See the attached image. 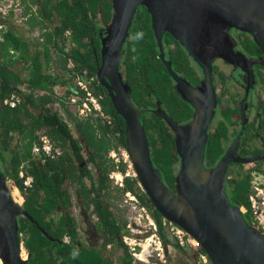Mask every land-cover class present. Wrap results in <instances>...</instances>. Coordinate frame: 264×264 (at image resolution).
<instances>
[{"label": "trees", "instance_id": "1", "mask_svg": "<svg viewBox=\"0 0 264 264\" xmlns=\"http://www.w3.org/2000/svg\"><path fill=\"white\" fill-rule=\"evenodd\" d=\"M22 2L23 7L29 9L25 22L44 27L40 33L42 41H37L42 46L39 49L36 44L31 50L29 41L14 31V22L1 19L4 25L0 29V166L6 181L10 180L23 197L20 207L31 216L21 214L17 217L19 239L28 255L26 264H108L103 252L108 242L122 246L126 254L124 264H131L133 255L122 240V234L127 231L128 214L124 215V211L128 207L118 203L123 201L124 191L135 192L147 205L162 239L164 227L162 216L137 184V178L125 176L123 185L119 186L109 176L111 169L125 168L121 159L115 162L109 155L110 149L125 147V121L96 77L100 61L99 32L112 17L111 0ZM8 16L14 14L10 11ZM157 51L149 13L139 5L121 56L124 79L138 106L155 104L150 97L153 93L170 104L168 73ZM18 61L23 67H14ZM76 79L85 81L99 96L103 115L94 109L79 114L69 103L72 92L84 93ZM56 84L64 88L60 94L54 89ZM11 93L17 95L13 106L4 103ZM141 121L152 161L163 181L173 187L178 164L173 131L162 117L152 112L142 113ZM226 132L227 127L221 121L209 133L205 146L207 164L214 163L222 153L224 147L219 135ZM42 133L60 148L52 158L33 151ZM91 165L97 169L96 177ZM20 169L23 176H19ZM255 171L264 173V165H257ZM25 175L31 176L30 185L23 183ZM228 183V199L238 207L245 206L242 214L252 223L248 200L251 171L243 174L238 170ZM72 191L80 198L96 232L101 235L99 246L80 243L76 215L71 209ZM54 211L61 215L58 220L52 214ZM65 234L69 236L67 241L63 240Z\"/></svg>", "mask_w": 264, "mask_h": 264}, {"label": "water", "instance_id": "2", "mask_svg": "<svg viewBox=\"0 0 264 264\" xmlns=\"http://www.w3.org/2000/svg\"><path fill=\"white\" fill-rule=\"evenodd\" d=\"M111 4L112 17L99 32L100 61L96 77L125 121V148L142 190L163 218L181 226L198 242L211 264H264V233L245 219L225 192L229 164L264 158V150L240 156L237 152L239 130L213 166L207 167L204 161L208 127L216 105L210 77L211 55L230 60L228 56L237 49L231 40L230 29L236 28L249 33L261 51L257 60L249 65L250 69L254 62L264 66V0H111ZM139 5L149 13L160 58L175 80L180 96L193 110L188 122L179 123L160 103L152 109L173 131L178 155L173 188L163 181L152 161L141 121L144 109L132 102L130 85L120 71L123 44ZM165 30L203 68L204 79L200 85H192L174 71L163 45ZM193 44L198 51L209 48V59L202 60ZM245 115V108H242L241 129ZM19 204L13 198L0 166L1 264L27 262L28 255L22 256L17 217L21 214L31 216Z\"/></svg>", "mask_w": 264, "mask_h": 264}, {"label": "flooded vegetation", "instance_id": "3", "mask_svg": "<svg viewBox=\"0 0 264 264\" xmlns=\"http://www.w3.org/2000/svg\"><path fill=\"white\" fill-rule=\"evenodd\" d=\"M230 35L231 40L237 48L235 49L236 51L233 50L235 54L232 53V55L228 56L230 60H227L221 55H211L210 77L216 95V105L208 127V136L209 133L216 129L219 122L222 121L223 124L226 125V134L219 135L221 145L224 147L222 153L219 155L220 157L231 144L237 132L241 130L237 152L240 156H250L264 150V66L254 62L252 64V69H250L249 65L252 61L257 60L261 55V51L249 33L232 28L230 29ZM155 42H157L156 38ZM163 45L165 46L174 71L192 85H200L204 79L203 68L198 65L188 51L167 30L163 33ZM192 47L198 52L202 60L206 61L209 59L211 54L209 48L205 49L204 47V51H198L195 44H193ZM157 57L161 60L158 51ZM161 62L163 63L162 60ZM163 65L168 73L167 78H169L167 80L170 93L168 97L170 104L162 102L154 93L150 95V97L152 101H155V104L151 102L146 106H138L133 102L131 97L132 102L136 106L142 107L144 109L142 113L145 114L150 112L154 113L152 109L156 108L158 103H160L161 107L167 114L172 116L174 120L179 123L188 122L192 118L193 110L190 104L180 96L175 80L171 77L164 63ZM124 70L125 66L124 64L121 65L120 60V71L123 78L125 74ZM242 108H245L246 115L243 128L241 129ZM186 112L188 113L186 114ZM227 115L228 118L225 117ZM204 161L207 167H211L216 163L215 161L212 164H207L206 158ZM250 162L264 165V158L249 162H231L229 164L230 167H228L227 172L228 177L225 182L226 194L230 192V184L228 183L229 179L232 178V176L229 175L230 169L236 165L235 176L238 170H241L243 164ZM248 171H250V169H248ZM86 233L85 241H91V239H93V233H88L87 231Z\"/></svg>", "mask_w": 264, "mask_h": 264}, {"label": "built area", "instance_id": "4", "mask_svg": "<svg viewBox=\"0 0 264 264\" xmlns=\"http://www.w3.org/2000/svg\"><path fill=\"white\" fill-rule=\"evenodd\" d=\"M20 2L21 0H0V29L4 25L1 20L2 15H9L11 11V13L15 16ZM76 82L81 88L84 89V93L82 95H78L75 90L68 97L69 103L76 107L79 114L83 115L91 109H94L100 115H103L104 113L101 109L99 96L95 95L90 90L85 81L76 79ZM16 101L17 95L15 93H11L9 97L4 99V103L9 104L10 106L15 105ZM33 151L43 152L46 156L52 158L60 152V148L58 146H54L47 134L42 133L38 136L36 143L33 145ZM109 155L115 162H119V160L121 159L125 163L124 170L115 167L109 172V176L115 184L122 186L125 176L137 178L136 172L132 166L125 147H119L117 150L110 149ZM19 176H23L22 169L19 170ZM23 183L25 185H30L31 176L25 175L23 178ZM137 184L140 186L138 179ZM123 200L127 205L130 213L126 224L127 231L122 234L123 242L128 246L130 252L134 256H137V252L139 251H137L136 247L140 246V248L142 249L144 247V242H146L148 243L149 247L153 249L154 253L157 254L158 258L161 261L165 262L167 260V256L165 253L162 238L158 232V225L147 205L142 203L137 194L131 190L124 191ZM248 200L250 203L252 224L258 227L264 233V184L260 182L259 178L256 175L252 178L251 191L248 193ZM239 208L242 212L246 210V207L243 205H241ZM141 219H144V221L146 220L144 223L146 227H138L134 224L140 223ZM161 220L164 229H166V231L175 239V241L179 245L188 244L195 248L201 247L198 242H196L194 238L190 234H188L181 226L173 221L166 220L163 217ZM141 231H149V233L143 237H137L136 233H139ZM68 239L69 236L65 234L63 236V240L67 241ZM199 256L203 261L209 260L206 253L202 250L200 251Z\"/></svg>", "mask_w": 264, "mask_h": 264}, {"label": "crops", "instance_id": "5", "mask_svg": "<svg viewBox=\"0 0 264 264\" xmlns=\"http://www.w3.org/2000/svg\"><path fill=\"white\" fill-rule=\"evenodd\" d=\"M23 25H25L26 27L30 24H28L27 22L24 23ZM14 26V31H16L19 35H21L24 39H27L29 41V45L31 50H34L36 48V44L34 41V44L32 43V39H28L26 37V31L24 28H22L20 25L18 26V24H16L14 22L13 24ZM15 68H21L23 67V63L18 61L17 64L14 66ZM55 67V66H54ZM58 85V84H56ZM92 173L93 175L96 177L97 176V169L95 171L94 166L92 167ZM17 188V187H16ZM18 190V188H17ZM21 198L23 200V197L21 195ZM79 207V212H81V216L83 214H85V210L83 209L81 203H80V198L77 197V203H76ZM92 222V227L94 230L93 236L91 239L92 244H86L84 242L80 243L88 246V247H95V246H99V242L102 239L101 235L98 234L96 232V229L94 228V224L93 221ZM162 238V237H161ZM163 241V245H164V249H165V253L167 256V263L166 264H211L210 261H203L200 256L199 253L201 251L200 248H195L193 246L190 245H179L175 239L166 231V229H164V238L162 239ZM119 246L121 247V252L120 253H114V255L109 254L110 251H112L111 249ZM127 246V245H126ZM136 249L139 250V252L143 249H141L139 246L136 247ZM127 251L130 252L128 246H127ZM104 255L108 258L109 262L108 264H124L125 258H126V254H125V250L122 246L114 243V242H108L106 244V247L103 250ZM147 254H145V258L142 259L140 257H138V259H136L135 257L132 258L131 260V264H162L161 261L159 260V258L155 255L153 249L151 247H147V251L145 252ZM165 264V263H163Z\"/></svg>", "mask_w": 264, "mask_h": 264}, {"label": "rangeland", "instance_id": "6", "mask_svg": "<svg viewBox=\"0 0 264 264\" xmlns=\"http://www.w3.org/2000/svg\"><path fill=\"white\" fill-rule=\"evenodd\" d=\"M23 5H24V2H22V0H21V2H20V5H19V7H18V9H17V11H16V14H15V16H13V17H11V16H8V15H6V14H3L2 15V20L4 19H6V20H9V22H10V20H11V22H15L16 24H18V26L20 25L22 28H24L26 31H24V32H26V37L28 38V39H32V40H34L35 41V44H37V47L39 48V47H41L42 46V43H39V42H41L42 40H41V32H43L44 31V27L42 26H33L32 24H31V22H29L30 23V25H29V27L27 26H25V25H23L24 23H26L25 22V15L28 13L29 14V9L28 8H24L23 7ZM25 12V13H24ZM11 18V19H10ZM26 20H27V18H26ZM28 23V22H27ZM37 41H39L38 43H37ZM71 44H69L68 43V46H70ZM40 49V48H39ZM54 66H57L56 64H54ZM59 66H57L56 68H58ZM25 69H23V71H24ZM26 71V70H25ZM54 89H55V91L58 93V94H60L62 91H63V87L62 86H60L59 84L58 85H55L54 86ZM69 120V119H68ZM71 123V122H70ZM258 165V163H256V162H250V163H245V164H243L242 166H241V172L244 174V173H246V172H248V169H250V171H251V175H252V178L256 175L258 178H259V180H260V182L261 183H264V173H257L256 171H255V167ZM92 166V165H91ZM93 167V166H92ZM176 169H178V164H176ZM230 167V166H229ZM235 168H236V165L235 166H233L231 169H230V172H229V175L230 176H232V177H235L234 176V173H235ZM94 169H95V167H94ZM95 171H96V169H95ZM254 175V176H253ZM7 184H8V187H9V189H10V192L12 193V195H13V198L17 201V202H19V203H22V198H21V193H20V191L19 190H17V188L12 184V182L10 181V180H7ZM72 193V198H73V203H71V209H72V212L76 215V221H77V226H78V231H79V235H78V237H79V240H81V242H84L85 241V236H86V231L88 232V233H94V230H93V227H92V218L90 217V216H88L86 213L85 214H83L82 216H81V212H79V207H78V205L76 204L77 203V196H75V194H73V191L71 192ZM229 194V193H228ZM119 203V206L121 205H123L124 204V200L123 201H119L118 202ZM128 210V209H127ZM124 211V215H125V213H127L128 214V216L130 215V213H129V210L128 211ZM62 212H64V211H62ZM152 213V212H151ZM53 216H55V218L58 220L59 219V217L61 216L60 215V213L59 212H56V211H54L53 213ZM133 214H135V213H133ZM126 217V216H125ZM127 221H128V218H127ZM146 221V220H145ZM145 221H144V219H141V222L140 223H134L135 225H137L138 227H146V225L144 224L145 223ZM127 224V223H126ZM144 224V225H143ZM134 226V225H133ZM126 227V226H125ZM149 233V231H141V232H139V233H136L137 234V237H139V236H145V235H147ZM85 243L86 244H92V241H85ZM146 244H148V243H146V242H144V245H146ZM140 247V246H139ZM148 247H149V245H148ZM112 251H110V253L109 254H111V255H114V253H120L121 252V247H119V246H116V247H114V248H112L111 249ZM137 251H138V249H137ZM23 255H24V257H26V255H27V253H26V251H25V249H24V247H23ZM155 255L157 256V254L155 253ZM133 257H135L136 259H138V257L137 256H134L133 255ZM158 257V256H157ZM160 260V259H159ZM161 261V260H160ZM161 263L163 264V263H167V260L165 261V262H163V261H161Z\"/></svg>", "mask_w": 264, "mask_h": 264}, {"label": "bare ground", "instance_id": "7", "mask_svg": "<svg viewBox=\"0 0 264 264\" xmlns=\"http://www.w3.org/2000/svg\"><path fill=\"white\" fill-rule=\"evenodd\" d=\"M229 167V166H228ZM228 172V171H227ZM195 240V239H194ZM196 241V240H195ZM197 242V241H196ZM147 247H148V244H146V245H144V247H143V249L139 252H137V256L138 257H140V258H142V259H144L145 258V254H147V253H145L146 251H147ZM22 256H24L23 255V253H22ZM0 264H1V261H0Z\"/></svg>", "mask_w": 264, "mask_h": 264}]
</instances>
